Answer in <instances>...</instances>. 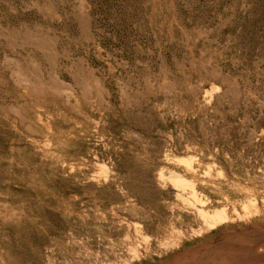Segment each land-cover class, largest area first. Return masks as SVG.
Here are the masks:
<instances>
[{
    "label": "rangeland",
    "instance_id": "rangeland-1",
    "mask_svg": "<svg viewBox=\"0 0 264 264\" xmlns=\"http://www.w3.org/2000/svg\"><path fill=\"white\" fill-rule=\"evenodd\" d=\"M0 264H264V0H0Z\"/></svg>",
    "mask_w": 264,
    "mask_h": 264
},
{
    "label": "bare ground",
    "instance_id": "bare-ground-1",
    "mask_svg": "<svg viewBox=\"0 0 264 264\" xmlns=\"http://www.w3.org/2000/svg\"><path fill=\"white\" fill-rule=\"evenodd\" d=\"M184 162L190 165L191 161L187 158L183 159ZM174 184L177 186H185V185H191L189 181H187L184 177L181 175H176L173 177ZM200 213L202 214L204 221L208 225H213L214 223L225 221L228 219L229 215L225 208H216L213 212H208L204 209H200Z\"/></svg>",
    "mask_w": 264,
    "mask_h": 264
}]
</instances>
